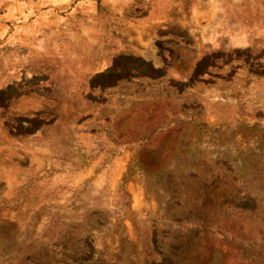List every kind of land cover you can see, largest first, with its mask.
I'll list each match as a JSON object with an SVG mask.
<instances>
[{"label": "rangeland", "instance_id": "rangeland-1", "mask_svg": "<svg viewBox=\"0 0 264 264\" xmlns=\"http://www.w3.org/2000/svg\"><path fill=\"white\" fill-rule=\"evenodd\" d=\"M0 264H264V0H0Z\"/></svg>", "mask_w": 264, "mask_h": 264}]
</instances>
